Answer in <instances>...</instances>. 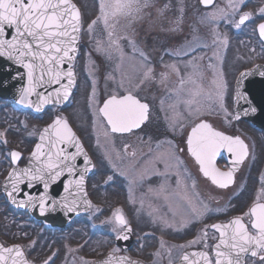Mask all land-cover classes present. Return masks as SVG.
Returning a JSON list of instances; mask_svg holds the SVG:
<instances>
[{
  "label": "rangeland",
  "instance_id": "374dc122",
  "mask_svg": "<svg viewBox=\"0 0 264 264\" xmlns=\"http://www.w3.org/2000/svg\"><path fill=\"white\" fill-rule=\"evenodd\" d=\"M79 2L88 12L85 38L91 46L88 52L81 56L80 87L75 95V101L73 99L70 102L71 105L66 108L65 115L90 143L98 161L100 176L104 180L112 181L108 188L96 189L94 187L92 189L98 202L107 208L102 209L103 206L100 204L93 205L91 212L84 216L87 219L83 221V224L86 222V227L83 230H77L81 228L80 221L68 231L61 233H44L40 228H37V236L34 237L32 243L30 242L27 249L34 255L33 250L38 243L40 248L38 250L39 264H45L46 261L50 264L49 261L56 253L58 243L61 244L59 246L61 252L54 264H83L85 260L93 261L106 255L113 248L120 249L115 243V238L118 233L122 232V229L115 222L114 214L117 209H120L118 204L123 202L129 211L127 214L130 222L135 226L138 235L137 248L139 247V249H133L132 253L136 254L135 250H137L140 255L147 256L151 254L150 251H153L154 257L151 255L150 263L158 264L164 260L163 247L158 244L163 241L160 239L159 232L164 229L171 231L184 228L192 229L196 222H205L212 216L218 217L242 212L246 202L250 203L251 200H256L260 189L254 186L253 182L251 185L244 183L246 186L244 188L242 171L239 180L229 190L213 191L214 195L210 196L200 186L199 198L210 211H207L202 217H194L187 201L185 199L182 201L179 197H184L187 191L189 195H193L194 191L178 189L176 181H181L180 168L170 159L167 163L164 162L167 160L164 157L165 154L176 148V142L169 137L145 139L144 134L149 133L148 130L127 133L122 136L113 135L98 109L106 97L120 96L131 91L151 105L150 125H154L159 120L165 124L156 126L157 128H167L172 133L185 136L188 125L198 119H208L221 127H226L225 124L231 123L233 119L231 92L237 72L250 66L253 60L263 62L264 47L257 44L254 36H250L251 30L247 29L243 35H236L234 33L236 28L232 23L223 20L218 24L201 23L202 18L211 10L201 9L199 0H152L154 7L148 8L140 14L139 18L131 24V31L129 27H125L128 22L124 19H121L120 25L117 26V31L120 34L128 28L129 34L127 35L136 42L138 49L133 52L131 45L121 40L125 52L121 64L116 54H113L109 59L104 53L97 51L98 41L104 45L107 44L108 30L104 24L98 21L94 30L91 33L88 31V25L100 15V12L94 13L99 0H79ZM224 3L225 0L217 2L220 6H223ZM165 5H167L166 9ZM228 25H231L229 29L226 28ZM229 32L235 37L233 43L235 49L231 51V45L228 47ZM216 34H219L221 39L226 37L227 45L222 44L219 40L214 43ZM193 49L196 52L189 57L181 60L177 57L182 53L191 52ZM252 49L255 51L253 52ZM161 50L163 53L166 51L165 56L167 55V57H161L162 62L160 63L157 58ZM140 51L147 55L149 66L154 69L150 79H144L142 76L144 60L139 55ZM192 64L198 65L201 73L199 76L193 77L195 83L188 80L189 75L193 72ZM165 65H175L179 69V75L170 72L165 68ZM161 73H167L166 78L162 79ZM109 76L114 79H109ZM181 76L185 79L183 86L180 83ZM122 80L123 86L121 87ZM214 80L222 81L224 84L221 96L216 95L220 90L214 85ZM93 86H95L94 99ZM197 88L201 89V93L198 96H193L192 94ZM190 100L193 101L191 104L188 103ZM2 105L4 107L0 109V113L16 120V124L13 126L19 136L17 134L11 138L8 136L11 134V132L7 133L10 131V126H6L5 129L0 128V133L4 134L0 136V178L12 165L9 153L13 150L26 152L31 150L44 123L53 120L55 116H62L64 113L59 108L52 107L45 115L34 117L30 113H22L15 109L14 104H12L14 107H9L5 102H2ZM197 109L205 110L204 114L197 116L195 114ZM209 111L212 114L209 115ZM7 120L8 118L4 119V121ZM17 138H19V142L16 141ZM9 139L12 144L8 143ZM5 140L7 143H4ZM254 155L258 156L257 153ZM255 156L252 158V162L255 161ZM178 158L180 166L185 170V175H182V178L186 179L187 177L191 183L195 182V177L186 160L179 156ZM257 158L259 160L257 159L258 162L255 164V171L259 170L260 163L264 160V153ZM170 170L177 173H171ZM165 173H168L167 183L164 182ZM255 176L253 174V178ZM162 186L165 189L164 192L160 191ZM242 188L244 189L242 190ZM244 190L247 192V195H244L246 199L240 198ZM228 192L232 193L231 201L234 204L237 203L233 206L231 202V210H228ZM10 219L13 223L22 221L17 227L18 235L26 237L20 228L24 222L26 225L28 215L25 212L20 213L9 208L7 216L9 224L11 223ZM90 228H96V230H90ZM94 234L98 236L93 237ZM77 235H82L85 238L84 242L80 243ZM145 240L147 244L144 243ZM169 249H173V247ZM156 253L160 255L157 256ZM100 254L103 255L100 256Z\"/></svg>",
  "mask_w": 264,
  "mask_h": 264
},
{
  "label": "snow or ice",
  "instance_id": "6c2138e0",
  "mask_svg": "<svg viewBox=\"0 0 264 264\" xmlns=\"http://www.w3.org/2000/svg\"><path fill=\"white\" fill-rule=\"evenodd\" d=\"M200 2L206 8L211 9L202 18L201 23L218 24L223 20L234 24V27L239 29L252 20L256 14L243 11V8L247 6V0H225L223 6L218 5L216 0H200ZM151 7H154L152 0H100V15L88 25L90 33L98 21L102 22L108 30L107 44L104 45L98 41L97 51L104 53L109 59L116 54L121 64L125 56L121 40L130 44L133 52L138 51L136 42L128 35L120 34L117 26L120 25L121 19H124L128 22L125 27H130L144 10ZM164 7L166 9L167 5ZM257 12L260 19L264 20V3L257 9ZM81 27V13L73 0H0V58H6L27 70V87L20 89L19 104L34 107L39 112L42 111L43 105L51 103L53 98L56 100L69 98L75 86V72L72 67L65 70L64 65H71L75 61ZM255 31L264 47V22L259 23ZM218 40L227 45L226 37L221 39L219 34H216L213 42L216 43ZM252 51L254 52L255 49ZM139 55L144 60L143 78H152L154 69L149 66L147 55L142 51ZM165 68L179 75V69L175 65H165ZM192 69L193 72L188 80L195 83L193 77L201 74L200 68L192 64ZM248 74L242 73L241 76ZM260 74L264 76V72ZM166 76L167 73H161L162 79ZM65 79L66 83H62ZM109 79H114V77L109 76ZM180 83L182 86L185 83L183 76L180 77ZM213 83L220 90L216 95L221 96L224 88L223 82L214 80ZM51 85L60 87L47 95L37 91L38 88ZM120 86H123V80ZM200 93L201 89L197 88L192 95L198 96ZM33 95L37 97L35 102L29 99ZM94 98L95 86H93ZM192 102L188 101L189 104ZM148 110V104L142 103L131 91H128V94L119 97L111 95L98 109V112L112 133H132L148 119ZM204 111L197 109L195 114L200 116L204 114ZM208 114L212 113L209 111ZM3 135L0 133V136ZM39 140L40 143L35 145L26 167H18L22 157L21 152L11 151L9 153L13 166L5 180V193L13 204L17 203L16 196L23 193L26 199L20 200L19 206L30 205L35 208L38 205L40 213L44 214L49 197L46 194L39 197L30 195L24 192L21 186L33 188L36 184H43L46 193L50 184L56 183L65 173L71 176L76 175L78 169L75 161L78 156H84L86 165H91V160L65 117L56 116L53 122L42 130ZM4 143L7 141L5 140ZM72 146H75L76 151L70 153L68 148ZM187 150L200 165L203 176L220 189H226L234 183L236 169L249 155L248 145L239 136L234 137L217 131L210 123L203 120L192 127L191 134L187 138ZM223 150L235 157L234 166L228 171H221L215 163L217 156ZM170 158L175 159L179 164V158L174 154H170ZM88 171L89 168L86 166L80 172L78 179L68 181L64 191L71 196L79 193L86 196L84 183L85 174ZM72 187H75L76 193L70 191ZM191 187L195 189L194 181ZM160 191H165L163 186ZM183 198L187 201L194 217H202L210 211L199 198L198 193L188 195L185 192ZM85 203L89 202L85 201ZM55 204L54 201L53 207ZM76 204L75 198L69 201L65 197L60 202V207L72 212ZM114 220L122 229L116 238L127 240L128 236L123 233H130L131 227L121 209L116 210ZM210 227L218 233V236L209 237L207 228H205L198 239L203 241L204 249H211V254L209 251L184 253L181 258L184 264H244L242 258L244 255L258 257L264 261V187L260 189L256 200L242 215L232 218L227 223H217ZM209 238L218 242L209 245L207 242ZM196 242L192 241L190 244ZM163 246L164 242L161 241V247ZM119 252V248H113L106 259L99 262L85 260L83 264H141L140 261H134L127 256L117 255ZM156 255L160 254L156 253ZM0 264H31V262L25 256L23 245L11 247L0 245ZM45 264L48 262L46 261Z\"/></svg>",
  "mask_w": 264,
  "mask_h": 264
},
{
  "label": "flooded vegetation",
  "instance_id": "af4514ba",
  "mask_svg": "<svg viewBox=\"0 0 264 264\" xmlns=\"http://www.w3.org/2000/svg\"><path fill=\"white\" fill-rule=\"evenodd\" d=\"M219 0H216V3ZM75 2L79 5L81 12H82V17H83V23H82V29H81V35H80V46H79V58L81 60V56L82 54L88 52L89 47L91 46L90 42L85 38V33H86V27L88 24L87 21V11L86 9L82 6V4L79 2V0H75ZM200 2V0H199ZM262 3H264V0H247V6L245 8H243V11H251L253 13H256L253 17L252 20L248 21L245 23V25H242L239 29H235L236 32L234 33H238V35H243V33H245V31L248 29L251 30V34L250 36H254L255 37V41L257 42V44L262 45V42L260 41L257 32L255 31L257 25L259 23L264 22V20L260 19V16L257 12V9L262 5ZM99 4H100V0L97 3V7L94 10V13H99ZM201 6V5H200ZM201 9L204 10H211L210 8H206L201 6ZM98 24V23H97ZM96 24V25H97ZM223 24V23H222ZM95 25V26H96ZM229 27H231V25L226 26L227 29H229ZM130 31H131V26L129 27ZM128 33V28L122 33V35H127ZM228 44H232L234 42V39L232 38V33H228ZM194 52L196 51H191L188 52L187 54L182 53L180 55H178L177 57L179 58V60H181L182 58H187L190 55H192ZM166 54V51L163 53L162 50L160 52V54L158 55V60L160 61V63L162 62L161 57H164ZM167 57V55L165 56V58ZM156 59V60H157ZM264 62V61H263ZM231 112L233 115V119L231 120V123H226L225 126L226 127H221L218 124L213 123L211 120L208 119H198L194 122H192L190 125H188V130H186V134L185 136L182 135H177L175 133H172L171 130L167 129V128H157L156 126H164L165 124L162 121H158L156 122L154 125H150V111H151V105L149 104V102H147L149 104V119L147 120V122L138 130H134L133 132L136 131H145L148 130L149 133H145L144 136L146 137L145 139H148L149 137L151 138H162V137H169L170 139H172L174 142H176V148L173 149V151H168L165 154V159L164 160L165 163L168 162V159L171 160V162H174L177 164L176 160L174 159V161H172L173 159L170 158V154H174L176 157H182V159L186 160L191 173L194 175L195 177V189H193L191 187L192 183L189 179L182 178V175L184 174L183 170L184 168L180 166V162L178 165V167L180 168V173H181V181H176V183L178 184V189H182V190H187V189H192L194 191V193H198L200 186L202 188H204L207 193L211 196L214 195L213 191H226L229 190L230 188H232L236 182L239 180V176L241 174L242 171V184L244 186V188H246V185H251V183H254V186L258 187L259 189H261L262 187H264V182H262V180H264V160L260 163L259 166V170H254L255 169V164L258 162L257 159L259 160V156H262L264 153V130H262L259 127H255L253 126L250 122L246 121V120H237L235 118L234 112H233V85H232V92H231ZM143 100V99H141ZM201 120H205L207 122H209L214 129H216L217 131H221L224 132L227 135H231V136H239L242 140H244V142L248 145V150H249V155L248 157L244 160V162L239 165V167L237 168L235 175H234V183L230 184V186L226 189H220L218 188L216 185L212 184V182L203 176L202 172L200 171V165L198 164V162L195 160V158L188 152L187 150V138L190 135V131L192 129V127L195 126L196 123L200 122ZM106 122V121H105ZM109 128V126H108ZM77 130V129H76ZM110 131V128H109ZM81 139L83 140V143L85 144L92 160H93V169L90 173V175L87 178L86 181V186H87V191L88 194L93 202V205L95 204H100L98 202V198H96V196H94L93 194V188L96 187V189H103L105 187L108 188V186H110V184L112 183L111 180H104L103 177L100 176V169L98 166V161L96 159V155L94 153V151L92 150V147L90 145V143L87 141V138L85 137V135L82 134L81 131H78ZM111 132V131H110ZM184 132V130L182 131V133ZM112 133V132H111ZM113 135L116 136H122V135H127L126 134H119V133H112ZM38 138V136H37ZM150 139V138H149ZM37 141V139L34 141ZM33 144V146H34ZM179 144H181V146H179ZM32 146V147H33ZM32 149V148H31ZM21 151V150H20ZM178 151V154H177ZM22 152V157L20 159V162L18 164V167H22L24 166L29 157H30V153L31 150L29 151H21ZM255 153H257V157L254 155ZM255 158V161L252 162V158ZM235 157L233 156V161H234ZM233 161L231 162V156H229V153L226 150H223L216 158V167L219 168L221 171H228L230 168L233 167ZM13 165L8 167V171L9 169L12 167ZM8 171L5 173L4 176H2V178H0V240L1 242L5 245L8 246L10 244H20L23 245L22 243H19L17 241L14 242H7L5 241V237H6V232H5V225L7 222V216L9 214V208L12 210H15L16 212H24L23 210H19V209H15L13 208L9 202L6 199V196L4 194V192L2 191V185H3V180L4 177L6 176V174L8 173ZM171 173H177L174 170H170ZM167 174L165 173L164 176V182L167 183ZM253 174H255L256 176L253 178ZM254 179V181H253ZM189 180V181H188ZM193 182V181H192ZM245 183V184H244ZM166 187L168 188V185L166 184ZM242 188V190L244 189ZM229 195H227L228 199H229V205H228V210H231V206H232V196L230 192H228ZM187 194L189 195V192L187 191ZM244 195H247L246 190L242 191V194L240 195V198L246 199ZM180 199L183 201V196H179ZM232 202V203H231ZM254 202V200H251L250 203L246 202V205L243 208L242 212H236L233 214H225L222 216H218V217H214L212 216L211 219H207L205 220V222H196L194 224V227L191 229H178L176 231H171V230H167L164 229L162 230L160 233V239L164 241V246L162 248V256L164 257V260L161 261L158 264H177L180 262L183 254L187 251H192V250H200V251H209L211 254V249H204L203 248V241L199 240L198 238L202 236V232L205 228H207L208 231V236L212 237L213 235L218 236V233L215 232L214 229H212L210 226L216 222H221V223H227L229 220H231L233 217L242 215L243 212L247 211L249 206L252 205V203ZM228 203V202H227ZM237 203H233V206L236 205ZM120 209L122 210V213L125 215L126 220H128V224H131L133 226V232H134V242L131 245V247L126 251V252H130L131 254H129L131 257H134L136 259H141L143 260L146 264H151L150 263V259H151V255L154 257V253L153 251H150L151 254L147 255V256H142L138 253L137 250H135L136 254L132 253L133 249H139V247L137 248V241H138V235L136 232V228L135 226L130 223V218L129 215L127 214V207L123 202H120L119 204ZM100 206H103L100 204ZM107 208L106 207H102V209ZM129 212V211H128ZM21 215V214H20ZM87 214L80 216L77 220H75V222H73V224L66 229L64 232L68 231L69 229H71L74 225H76V223L78 221L83 222L85 221L87 218H84V216H86ZM85 219V220H84ZM20 220V219H19ZM17 222H22V221H17ZM80 225H84V224H80ZM85 226V225H84ZM145 238V237H144ZM146 239V238H145ZM147 239H149V237H147ZM192 241H197L194 244H190V242ZM156 243H158L155 240ZM209 243V245H213L215 243H217V240H212V239H208L207 241ZM142 243V242H141ZM145 244H147V241H144ZM161 245V243H158ZM157 244V246H159ZM24 246V245H23ZM184 246V247H181ZM170 247H173V249H169ZM25 253L27 255L28 260L31 262V264H39V252L38 250H33L34 251V255H32L27 247L25 248ZM61 251V250H60ZM59 252L54 253L52 258H58ZM155 251V250H154ZM51 258V259H52ZM166 259V260H165ZM55 262V261H54ZM54 262L52 264H54ZM244 264H264V261H261L258 257H252L251 255H245L244 257Z\"/></svg>",
  "mask_w": 264,
  "mask_h": 264
},
{
  "label": "water",
  "instance_id": "95a60500",
  "mask_svg": "<svg viewBox=\"0 0 264 264\" xmlns=\"http://www.w3.org/2000/svg\"><path fill=\"white\" fill-rule=\"evenodd\" d=\"M73 3H75V2L73 1ZM200 4H201V2H200ZM203 7H205V6H203ZM78 9H79V7H78ZM79 11H80V9H79ZM78 46H79V42L77 44V47ZM76 57H77V55H76ZM75 60H76V58H75ZM74 63H75V61L71 65L65 64L64 69L67 70L69 67L73 68ZM73 71L75 72L74 68H73ZM261 72H264V63L260 62V63H256L254 66H252L250 68L243 70L238 75L236 83H235V90H234V114H235V118L237 120L249 121L252 125L257 126V127L264 130V76H262L260 74ZM242 73H249V74L242 77L241 76ZM62 83H66V79L64 81H62ZM75 84H76V75H75ZM24 87H27V70L22 68L21 66L15 64L14 62L7 60L6 58H0V98L14 102L18 107H20L21 109H23L25 111H30L34 114H41L42 112H44V110L48 106H51V105L63 107L67 103V101L69 100L70 96L72 95L75 86L72 88L71 94L67 100H62V99L56 100L55 98H53L52 102L43 105L42 111H39V112H37L34 107H28V106L21 105L18 103V100L20 97V89L24 88ZM59 87H60L59 85L45 86L43 88H38L37 91L43 92L45 95H47L49 92H54ZM126 94H128V93H126ZM126 94H123V95H126ZM61 95H62V93H61ZM136 97L140 100V98L138 96H136ZM108 98H106L104 100V102ZM29 99L32 100L33 102L37 101V97L35 95L30 96ZM140 101L142 103L148 104L145 101H142V100H140ZM102 106H103V104L101 105V107ZM252 109H255V111H252ZM148 119H149V110H148ZM53 120L50 123L46 124L40 130V133L38 135V140L35 143V145L37 143H40L39 136L42 133V130L45 127H47L48 125H50L53 122ZM147 120L143 122L141 127L147 122ZM203 121H205V120H203ZM68 123H69V121H68ZM69 125L71 126L70 123H69ZM71 128L73 129L72 126H71ZM135 130H137V129H135ZM73 131L75 132L76 136L78 137L79 141L81 142L84 151L87 153L88 157L90 158V156H89L87 150L85 149L80 137L78 136V134L76 133V131L74 129H73ZM190 134H191V131H190ZM35 145L33 147V150L35 149ZM13 151H17V150H13ZM75 151H76L75 146L68 148V152H70V153L75 152ZM30 156H31V154H30ZM229 156H231V162H232L233 161V155L231 153H229ZM29 159H30V157H29ZM29 159H28V162L24 166H22L21 168L28 166ZM90 160H91V158H90ZM215 163H216V161H215ZM75 164H76L77 169H78V171L76 172V175L71 176L68 173H65L63 176H61L57 180L56 183L50 184L46 193H45V190L43 188V184H36L35 187H33V188H27V187H24L23 185L21 186L22 188H24V192H26L30 195L39 197L40 195L46 194L49 197V199L47 201V210L45 211L44 214L40 213L38 205L35 208H33L30 205L24 206V207L19 206V201L26 199V197L24 196L23 193L16 196V199H17L16 204H13L11 202V199L9 197H7L6 193H5V180H6L7 175H6L5 179L3 180L2 191L4 192L7 201L15 209H19V210H23L25 212H28L34 220L43 223L49 229H64L68 225H70L80 215L85 214V213H89L92 209V201L89 198L88 193H87L86 181H87V178L93 169V167H92L93 164L91 162V165H86L83 155H80L76 158ZM86 166L89 168V171L85 174V183H84V189H85L87 195L84 196L83 193H79L76 196L69 195L68 193H66L64 191L65 185L68 183V181L70 179L71 180L78 179L80 172L83 171V169ZM234 175H235V173H234ZM70 191L73 193H76L75 187L70 188ZM65 197H67L69 201H71L74 198L77 200V204H76L74 211L68 212L65 208L60 207V202ZM54 201L56 202L55 207H53ZM85 201H88L89 203H85ZM217 223L224 224L221 222H217ZM217 223H214V224H217ZM123 234H126L128 236V239L125 240V239H117L116 238L115 242L123 250H126L132 245L133 240H134L132 227H131L130 233H123ZM0 245H3L4 247H11L13 245H20V244H11V245L5 246L0 240ZM197 251H200V250H192V251H187L185 253H192V252H197ZM108 255L109 254H107L106 256H104L102 258L95 260V262H99V261L106 259L108 257ZM117 255L127 256L134 261H140L141 264H145L142 260L132 258L126 253H117ZM25 256H26V254H25ZM244 257H245V255L242 257L243 260H244ZM26 258H27V256H26ZM177 264H184V262L181 259L180 262Z\"/></svg>",
  "mask_w": 264,
  "mask_h": 264
},
{
  "label": "trees",
  "instance_id": "16d2710c",
  "mask_svg": "<svg viewBox=\"0 0 264 264\" xmlns=\"http://www.w3.org/2000/svg\"><path fill=\"white\" fill-rule=\"evenodd\" d=\"M236 35H238V33H235ZM232 37H233V35H232ZM233 39H235V37H233ZM234 43V42H233ZM233 43L231 44V49H230V51L232 50V49H235V47L233 48ZM262 54V53H261ZM263 56H264V54H263ZM264 61V60H263ZM252 62H254V60L252 61ZM6 104L8 103V106L10 107V106H13L14 107V105H12L10 102H5ZM3 107H4V105H2L1 106V108L3 109ZM0 108V109H1ZM15 109H17L16 107H14ZM19 110V109H18ZM21 111V110H20ZM22 112V111H21ZM2 113V112H1ZM0 113V123H1V125H0V128L2 127V129H5V127L6 126H10V131H8L7 133L9 134L10 132H11V134L10 135H8L10 138L13 136V135H16L17 134V136H19V133H16V129H14V124H16V120L14 119V120H12V117H8V116H3V114H1ZM23 113V112H22ZM2 116V117H1ZM8 118V120L7 121H4V119H7ZM6 123V124H5ZM9 124H11V125H9ZM18 139L19 138H17V142H19L18 141ZM8 143L9 144H12V142H11V140L9 139L8 140ZM22 143V142H21ZM10 221H11V223L9 224V223H7L6 222V225L4 226L5 227V232H6V237L4 238L5 239V241H7V242H14V241H17V242H19V243H22L23 245H24V247L26 248V247H28V246H30V242L32 243V241H34V237L35 236H37V228L39 229H41V231H44V233H61V231H58V230H49V229H46L43 225H40L39 223H37V222H35L34 220H32L29 216H28V220L26 221V225H24V223H23V226H22V228H20L21 230H22V232L26 235V237H23V236H20V235H18V230H17V227H19V222H17V221H15L14 223L12 222V219H10ZM80 224H83V222H80L79 223V226L81 227L80 229H77V230H83V228H85L86 227V222L84 223V225H80ZM18 225V226H17ZM25 226V227H24ZM34 229V230H33ZM90 230H96V228H94V229H91L90 228ZM99 230V229H98ZM96 236H98V235H95L94 234V236L93 237H96ZM76 237H78L79 238V242L80 243H82V242H84V237L82 236V235H77ZM58 240V239H57ZM56 240V241H57ZM61 244H57V246H60ZM34 250H40V248H39V245H38V243H36V245H35V248H34ZM101 255H103V254H100V256Z\"/></svg>",
  "mask_w": 264,
  "mask_h": 264
}]
</instances>
